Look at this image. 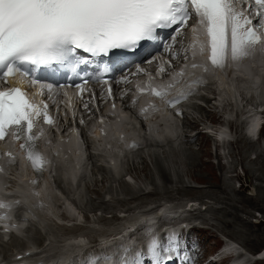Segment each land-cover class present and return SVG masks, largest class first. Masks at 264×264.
Listing matches in <instances>:
<instances>
[{
    "label": "snow or ice",
    "instance_id": "obj_1",
    "mask_svg": "<svg viewBox=\"0 0 264 264\" xmlns=\"http://www.w3.org/2000/svg\"><path fill=\"white\" fill-rule=\"evenodd\" d=\"M254 2L258 15L264 17V0ZM193 16L199 18L197 23L206 39L201 43L197 35L191 47L199 46L203 53L206 44L207 58L215 68L222 69L229 54L233 61L246 57L248 48L261 42L251 20L243 11H236L234 0H0V73L3 78L27 75L19 66L64 63L77 49L93 56L112 49L132 50L141 42L156 40L159 29L177 26L179 34ZM77 63L85 61L79 58ZM183 74L181 70L177 75ZM146 86L153 95L163 98L173 85L157 89L151 87L150 78ZM177 102L168 101L170 105ZM40 114L41 109L30 104L21 89L0 91V140L11 130L14 140L23 141L20 148L34 169L44 163L33 131ZM44 119L45 123L52 122L46 113ZM5 207L0 202V208ZM148 247L158 255L156 241Z\"/></svg>",
    "mask_w": 264,
    "mask_h": 264
},
{
    "label": "rangeland",
    "instance_id": "obj_2",
    "mask_svg": "<svg viewBox=\"0 0 264 264\" xmlns=\"http://www.w3.org/2000/svg\"><path fill=\"white\" fill-rule=\"evenodd\" d=\"M221 100L223 103H213L219 107L203 106L202 111L191 113L195 120L190 119L191 125L197 124L193 125V130L200 132L203 127L208 128L210 137L199 134L187 146L160 152L141 148L126 160L129 184L121 179L110 180L99 171L95 178L83 183V195L74 197L78 200V209L68 201L74 214L85 225L97 222L106 226L116 215L136 211L139 207L149 205L146 210L151 212L156 209L151 206L165 202L173 210L192 201L205 206L204 211L194 209L186 215L196 226L209 229L200 236L203 246L210 234L212 237L220 234L248 254L264 249V148L260 146L264 145V129L259 146L257 142H246L238 133V123L232 118L234 111L239 110L231 105L232 100L227 95L223 94ZM245 104L249 105V100ZM211 111L217 112L218 116ZM228 115L232 116L231 122L227 121ZM225 125H230V140L217 144L212 134ZM145 190L148 194L139 196ZM54 213L59 214V210ZM11 248L15 249L3 246V253L9 254ZM254 264H264V260Z\"/></svg>",
    "mask_w": 264,
    "mask_h": 264
},
{
    "label": "bare ground",
    "instance_id": "obj_3",
    "mask_svg": "<svg viewBox=\"0 0 264 264\" xmlns=\"http://www.w3.org/2000/svg\"><path fill=\"white\" fill-rule=\"evenodd\" d=\"M195 29H197V30H200L201 31V29L199 28V26L198 25H196L195 26ZM193 37H194V35H192ZM200 38H202V36H200ZM200 57H204V54H201L200 55ZM191 58V62H195V58L193 57V56H191L190 57ZM242 60H245L246 61V57H243V58H241L240 60H238V62H240V61H242ZM234 62H236V61H233V60H230L229 62H227L228 64H227V67L225 68V71H224V73H222V74H220V73H217L215 70H211V71H209V69H207L206 71H207V77L202 81V82H204V81H207V79L208 78H210V81H215L214 82V86H215V84H216V94H215V98L213 99V103L215 102V101H217V103H220V102H222V100H221V96L223 97V94H225V95H227L228 97H230V99L232 100V103H231V105L232 106H234L235 105V107H237V110H241V112L239 113V118H238V120H242V122H244V119H245V122L247 121V124H253L254 125V128L252 129V126H251V131L252 132H254L253 133V136H255L256 135V132H255V128L257 129L258 128V125H259V122H260V109H264V104H256V106L254 107V106H251L250 105V102H249V106H246V107H243V106H240L242 103H241V101H239L240 100V96H239V94H240V92L239 91H241V92H243V94H245V95H251V94H254L255 95V97H257V98H264V88L263 89H258V92H257V90L255 89V90H253L252 88H249L250 87V85H252V83L251 82H244V81H242V80H240L239 78H235L234 76H235V74H237L238 76H241V71L242 70H240V69H238L239 67H241V68H245L246 67V64H247V62L245 63V64H239V63H237V64H235V65H233L234 64ZM229 66H232L233 67V69L230 71V72H228V67ZM188 69H191V67H189ZM263 73L262 75H264V68H261L260 70H259V72H257L254 76H253V78L254 79H258V77L259 76H262V75H259L260 73ZM194 75H196V74H192V76H194ZM205 77V76H204ZM188 78H190V77H188ZM209 81V82H210ZM240 85H246L247 87H245L244 89H242L241 90V87H240ZM175 87H177V85L175 86ZM174 87V88H175ZM220 89V90H218V88ZM237 91L239 92V93H237ZM220 92V93H219ZM261 93H263V95H261ZM168 97H163V98H161V99H167ZM249 98V97H248ZM250 99V98H249ZM248 99V100H249ZM256 99V98H255ZM151 101L155 104V106H159V105H161L162 106V109H160V110H158V112H159V117H158V120H159V122L161 123V119H163V118H167L168 116L167 115H169V111L168 110H165V108H164V105H162V103H161V100L159 99V100H155L154 98H152L151 99ZM238 101H239V103H238ZM207 102V101H206ZM229 102V101H228ZM223 103V102H222ZM217 107H219L218 105H216ZM200 106H193L192 107V109L193 110H200V111H202V108L200 107ZM152 109H156V107H151V108H149V109H147L146 110V115L145 116H148L149 114H151V112L153 111ZM221 109V108H220ZM257 109H259V110H257ZM156 111V110H155ZM62 114H64V113H62ZM232 116H230V115H228V118H231ZM245 117H247V118H245ZM207 118V117H206ZM225 118V117H224ZM223 118V119H224ZM233 118V117H232ZM211 119H212V117H211ZM117 122H112L111 123V125H114V124H116ZM157 124V122L155 123V125ZM196 123H192V125H195ZM222 124H225V123H222ZM122 126H125V125H122ZM262 129H264L263 127H261L260 128V130H259V132H258V134L260 135L261 134V132H262ZM122 131V133H123V137H125V136H128V135H134L133 134V132L132 131H134V130H126V131H124V130H121ZM249 132V131H248ZM155 136H158V137H162L161 136V132L158 134V135H155ZM212 137H214V138H216V139H218V141L219 142H221V140L223 139V140H226L227 139V141H228V138H229V133L226 131V128H225V126H223V127H218V130L216 131V132H214V134H212ZM257 137H259V136H257ZM94 138H95V140H97V141H100V142H103L101 145H99V148H98V150H100V151H102V147L106 144V142H105V138L103 137V136H99L98 134H95V136H94ZM258 139L259 138H257L256 139V141H258ZM119 141H121V143H123V141H124V139H121V140H119ZM109 142H112L113 143V145H115L116 144V142H113V141H109ZM108 143V142H107ZM258 144V146H259V142L257 143ZM260 146H262L263 148H264V145L263 144H260ZM52 147V145L50 144V145H47V146H45V147H42V151L44 152V154H43V158H45L44 160H46L47 159V156H50V154H49V152H48V149L49 148H51ZM67 149H68V154H66V153H58L57 152V150H56V147H54V148H52V150H53V152H54V157L53 158H58V157H60V158H62L65 154H66V157L68 158L67 159V161L69 160V158H70V160L68 161V166L70 165V163L71 162H74V164H75V169L73 170V171H75L76 172V168H77V163H76V161H75V159L73 158V157H75L76 155H75V153H74V150H72V148H70V147H67ZM97 150V151H98ZM110 156H112V155H110V154H105V157H106V159H109V160H111V162L113 163L114 162V159L112 158V157H110ZM65 157V158H66ZM20 158V157H19ZM96 160H98L99 161V164H102L103 163V160H102V158H96ZM49 162L48 161H46V166L48 167L49 165ZM104 164L106 165V162H104ZM20 166H22V167H20ZM20 166H18V169H17V173L14 171V175L15 176H17L18 175V179H17V181L18 182H22V183H24L25 181H26V179H27V177H28V169H27V167L25 166V165H23L22 163L20 164ZM69 169L70 170H72V168L71 167H69ZM53 170H56V169H53ZM18 171H19V173H18ZM102 175V174H101ZM100 176V175H99ZM48 178H49V176L48 175H46V177L44 178V181H43V184H42V188H41V190H39V201L41 202V197L42 196H44V194L45 193H47L48 195L46 196V199L47 198H49V197H51L52 196V193L51 192H49V190H48V188H47V185H49L48 184ZM111 180V179H110ZM102 182V180H100V183ZM114 182V181H113ZM115 183V182H114ZM87 187V186H86ZM234 188H235V186H233ZM253 187V186H252ZM19 188V186L16 184V185H14V189H18ZM83 189H84V187H83ZM85 191V190H84ZM86 193V192H85ZM83 195V194H82ZM86 196V195H85ZM74 198V197H73ZM84 198V197H83ZM109 200H110V198H109ZM88 201V200H87ZM77 202H78V200H77ZM71 203V202H70ZM80 203H81V201H80ZM165 203V202H164ZM83 204V203H82ZM87 204V203H86ZM71 205V204H70ZM195 205V204H194ZM202 205V204H201ZM200 204H198V206H201ZM164 208H167V206L166 205H162ZM169 206V205H168ZM171 206V205H170ZM204 206V205H203ZM71 207V206H70ZM73 208V207H72ZM55 210V209H54ZM72 210V209H71ZM73 211H74V209H73ZM78 211V210H77ZM80 211V210H79ZM58 212V211H57ZM46 213L47 214H51L52 215V213H53V207L51 206V207H49V208H47V211H46ZM74 213V212H73ZM162 214H165L166 212H164V211H162L161 212ZM56 214V213H55ZM67 215H69L70 216V214H68L67 213ZM149 216V220L150 221H154V218H153V216H151V215H148ZM131 217H133V219H135V218H137L136 220H132L131 222H127V223H125L126 225H127V229H126V231L127 230H131V229H133L134 227H136V226H139V222H141L142 221V218L137 214V215H135V216H131ZM145 216H143V218H144ZM158 220H160V221H164V219L163 218H161V219H158ZM167 221H169V219H167ZM152 222H149V223H147V224H145V225H147L150 229H153V223ZM159 229V228H158ZM158 229L157 230H155V231H158ZM35 235H37V234H35ZM65 242V241H64ZM63 242V243H64ZM105 242H107V241H104V243ZM72 243H70V242H67L66 244H64L65 245V248H68L69 249V245H71ZM109 245H110V243H109ZM108 245V246H109ZM107 246V247H108ZM9 247V246H8ZM71 247V250H70V252L71 253H75V252H78V251H80V249H78V246H70ZM7 248V247H6ZM12 249V248H11ZM7 252V251H6ZM7 254H8V252H7ZM257 254V253H256ZM254 256V255H253Z\"/></svg>",
    "mask_w": 264,
    "mask_h": 264
}]
</instances>
